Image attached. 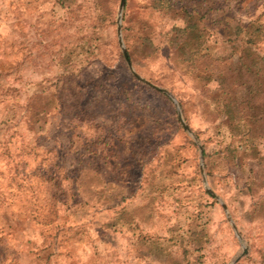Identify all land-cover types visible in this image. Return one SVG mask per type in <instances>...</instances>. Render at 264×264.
<instances>
[{
    "label": "rangeland",
    "instance_id": "1",
    "mask_svg": "<svg viewBox=\"0 0 264 264\" xmlns=\"http://www.w3.org/2000/svg\"><path fill=\"white\" fill-rule=\"evenodd\" d=\"M119 1L0 0V264H264V145L230 130L215 79L264 56V0H125L122 42L160 89L126 64Z\"/></svg>",
    "mask_w": 264,
    "mask_h": 264
},
{
    "label": "trees",
    "instance_id": "2",
    "mask_svg": "<svg viewBox=\"0 0 264 264\" xmlns=\"http://www.w3.org/2000/svg\"><path fill=\"white\" fill-rule=\"evenodd\" d=\"M180 9L185 14V23L176 28L174 43L179 44L178 48L183 55L193 56L195 49L191 45L201 35L199 17L196 15V9H185L184 4L180 5ZM250 28V23L240 22L225 27L229 37L255 31L254 28ZM187 45H190L189 48ZM128 55L130 56L129 52ZM214 72L213 70L211 73ZM215 73L220 91L225 94L223 112L230 130L240 135L243 144L252 155L261 156L259 146L264 145V130L261 127L264 123V102L254 99L264 98V56L252 52L249 46H245L236 62L225 66L222 75H219L218 71Z\"/></svg>",
    "mask_w": 264,
    "mask_h": 264
},
{
    "label": "water",
    "instance_id": "3",
    "mask_svg": "<svg viewBox=\"0 0 264 264\" xmlns=\"http://www.w3.org/2000/svg\"><path fill=\"white\" fill-rule=\"evenodd\" d=\"M124 1L125 0H120L119 1V6H118V15H117V36H118V43L120 45V48H121V51H122V54H123V57L126 61V64L130 70V72L134 75V77H136L137 79L141 80L142 82L148 84L149 86L151 87H154L156 89H160V87H158L157 85L153 84L152 82L148 81L147 79L143 78L139 73H137L135 71V69L133 68L132 66V63H131V60H130V57L128 55V52L122 42V38H121V32H120V20H121V10L123 8V5H124ZM174 103H175V106H176V109H177V114H178V117L180 119V122L182 123V126L190 133L192 134V131L190 129V127L188 126V124L183 120L182 118V115H181V111H180V108L177 104V102L174 100ZM199 149H200V155L202 156V149H201V146L199 145ZM200 169H201V173H202V177H203V182L205 183V187L207 189L208 192H210L213 196H215L221 203L224 211H225V214H226V217L228 219V221L231 223V226L232 228L234 229L236 235L238 236V238H240V235L237 231V228H236V225L235 223L233 222L229 212L227 211V207H226V204L224 203V201L221 200V198H219L208 186H206V181H205V178H204V175H203V172H202V166L200 165ZM245 251L242 252V254L244 253ZM238 257L235 259L237 260Z\"/></svg>",
    "mask_w": 264,
    "mask_h": 264
}]
</instances>
